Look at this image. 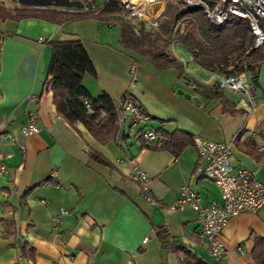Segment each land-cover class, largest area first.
<instances>
[{"label":"crops","instance_id":"crops-1","mask_svg":"<svg viewBox=\"0 0 264 264\" xmlns=\"http://www.w3.org/2000/svg\"><path fill=\"white\" fill-rule=\"evenodd\" d=\"M0 3L17 6L11 0ZM163 7L150 6L151 17L161 19ZM40 37L81 39L95 66V75L86 73L81 80L91 96L106 92L116 101L129 91L150 116L151 126L181 131L191 141L175 157L135 139L125 143L119 129L114 140L102 145L82 124H67L56 112L52 93L43 91L52 49ZM0 38V152L7 155L8 167L0 176V264H220L198 236L194 211L169 206L184 184L198 192L201 204L220 200L218 186L197 170L201 160L194 136L231 143L232 165L248 167L264 184V157L255 150L264 139V64L251 108L239 92L220 88L219 96L209 98L197 90L192 81L213 85L216 72L199 66L179 46L171 50L183 63L182 77L174 68L157 69L122 48L120 27L98 19L56 24L0 18ZM29 111L37 114L39 130L22 136ZM3 134L14 140L2 139ZM89 150L109 165L95 161ZM135 167L147 174L151 199L129 178ZM257 238L264 239V213L230 217L222 232L223 264H254Z\"/></svg>","mask_w":264,"mask_h":264},{"label":"trees","instance_id":"trees-1","mask_svg":"<svg viewBox=\"0 0 264 264\" xmlns=\"http://www.w3.org/2000/svg\"><path fill=\"white\" fill-rule=\"evenodd\" d=\"M81 1L88 5L93 2ZM0 18L14 21L41 18L56 24L94 18L110 26L118 25L122 48L146 58L157 69H176L179 77L185 73L183 63L170 50L175 44L187 51L199 66L217 73L245 72L253 85L264 64V41L258 48L253 47L254 35L246 19L230 15L223 24L213 25L200 8H188L183 0H165L162 17L156 27L124 15L119 0H109L87 11L34 6L7 8L0 3ZM178 24H182V31ZM46 43L50 45L52 54L43 91L52 93L57 114L72 127L77 123L82 124L102 145L114 140L118 132L115 100L106 92L91 96L81 82L84 74L95 75L94 63L83 41L71 37L48 39ZM192 83L209 98L219 96L220 88L214 84ZM157 131L162 136L160 144L148 148L167 150L175 157L191 141L187 134L178 130ZM89 155L95 161L109 165L100 153L89 150ZM252 259L254 264H264L263 238L256 239Z\"/></svg>","mask_w":264,"mask_h":264},{"label":"built area","instance_id":"built-area-1","mask_svg":"<svg viewBox=\"0 0 264 264\" xmlns=\"http://www.w3.org/2000/svg\"><path fill=\"white\" fill-rule=\"evenodd\" d=\"M16 3L18 0H11ZM109 0H93L91 4L78 1L81 11L96 9ZM122 13L133 18L136 22H145L156 27L158 19L151 17L150 6L164 3L165 0H119ZM188 8H200L208 21L213 25H221L230 15L246 19L249 22L251 33L254 35L253 47L258 48L264 41V0H183ZM1 39V38H0ZM38 41L46 43L47 38L40 37ZM136 64L130 66V73L134 83ZM213 84L221 89H229L245 95L251 108L256 106L254 85L245 72L236 74L215 73ZM3 93L0 88V101ZM117 109V126L122 131L123 141L130 139L143 141L144 146H156L160 144L161 134L150 124V116L142 105L127 91L115 101ZM37 114L29 111L26 114L25 123L20 129L22 136H29L38 132ZM2 139L13 141L11 134H3ZM193 146L198 154L201 164L198 165L200 175L214 182L220 190V200H212L208 204H201L199 194L189 185L179 188L177 200L169 206V209H183L188 207L195 213L198 223V236L204 240L210 256L220 264L226 258L227 250L222 241V232L228 219L243 211L264 213V184L257 178L254 171L244 165L233 166L230 162L232 144L228 142H213L194 136ZM25 151L24 145L20 146ZM258 154L264 157V139L259 140L255 146ZM7 155L0 152V176L8 173L6 165ZM53 177L56 172L51 173ZM129 178L136 182L143 196L151 199L147 187L148 176L139 167H135ZM61 210V213H65ZM147 239L144 238L143 242ZM237 250L242 252V248Z\"/></svg>","mask_w":264,"mask_h":264},{"label":"rangeland","instance_id":"rangeland-1","mask_svg":"<svg viewBox=\"0 0 264 264\" xmlns=\"http://www.w3.org/2000/svg\"><path fill=\"white\" fill-rule=\"evenodd\" d=\"M78 1L80 0H18L16 3L17 6H53V7H56V8H76L78 7L79 3ZM162 3V2H161ZM159 3V4H161ZM179 28H180V31H182V24H178ZM173 46H179L180 45H172L171 47ZM171 47H170V50H171ZM182 48V47H180ZM176 49V48H175ZM174 49V50H175ZM183 51H185L183 48H182ZM172 52V50H171ZM180 52V51H179ZM186 52V51H185Z\"/></svg>","mask_w":264,"mask_h":264},{"label":"water","instance_id":"water-1","mask_svg":"<svg viewBox=\"0 0 264 264\" xmlns=\"http://www.w3.org/2000/svg\"><path fill=\"white\" fill-rule=\"evenodd\" d=\"M185 97H187V98H191L193 101H195V102H199V100L196 98V97H194V96H190L189 94H183Z\"/></svg>","mask_w":264,"mask_h":264}]
</instances>
